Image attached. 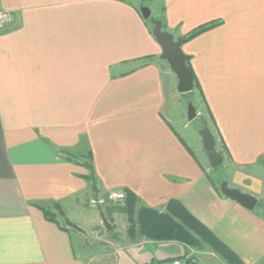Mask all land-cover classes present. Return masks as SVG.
<instances>
[{
  "label": "crops",
  "instance_id": "crops-1",
  "mask_svg": "<svg viewBox=\"0 0 264 264\" xmlns=\"http://www.w3.org/2000/svg\"><path fill=\"white\" fill-rule=\"evenodd\" d=\"M144 2L176 37L216 23L183 50L224 166L179 125L185 93L141 0H0L12 15L0 28V264H232L137 225L129 235L128 197H92V173L99 193L137 195L130 218L178 199L244 264H264V213L221 191L226 180L264 197V0ZM82 232L111 249L89 252Z\"/></svg>",
  "mask_w": 264,
  "mask_h": 264
},
{
  "label": "trees",
  "instance_id": "trees-1",
  "mask_svg": "<svg viewBox=\"0 0 264 264\" xmlns=\"http://www.w3.org/2000/svg\"><path fill=\"white\" fill-rule=\"evenodd\" d=\"M140 4H145L144 0H141ZM215 24L216 23L202 25L192 30L187 35L181 37H183L186 42L202 33L203 31L211 28ZM163 28L165 29L164 25ZM187 64L193 71L190 60L187 61ZM193 74L195 81L193 89L199 88V83L194 71ZM193 89L191 90V92L193 91ZM194 104L198 109L197 104ZM204 126H209V123L207 121H204ZM210 128L214 133L212 127ZM214 135L216 139V147L219 150L220 147L218 136L215 133ZM219 151L223 155V151ZM86 177L92 182L93 189L98 190L93 173ZM125 197H128V199L126 201V205L122 208V210L128 214L129 220H132L131 226L128 229L129 235H133L137 225V229L139 230V232L151 239L179 240L183 243L189 244L196 249L202 248L204 246H209L215 252L224 257L228 262L232 264H244V262L225 243H223L208 226L197 219L178 199L170 200L164 213L155 212V218H149L148 213L146 212L150 211L151 209L141 208L137 211V217L133 219V217H130L132 214H134L135 206L132 207V205H134L135 201L137 200V195L134 192L128 190L125 193ZM262 212L264 213L263 209Z\"/></svg>",
  "mask_w": 264,
  "mask_h": 264
},
{
  "label": "water",
  "instance_id": "water-1",
  "mask_svg": "<svg viewBox=\"0 0 264 264\" xmlns=\"http://www.w3.org/2000/svg\"><path fill=\"white\" fill-rule=\"evenodd\" d=\"M140 10L143 17L150 19L153 24V35L162 47L160 57L169 63L170 68L177 75L179 92H190L194 87L195 81L193 71L187 64L191 56L183 50L185 39L183 37H176L173 33L164 29L162 21L152 16L149 6L142 4ZM187 114L189 121L197 117V108L193 102H189ZM199 135L202 138L203 149L211 167L217 168L221 166L224 163V156L216 147L215 135L211 128L209 126L201 127ZM221 191L247 209L252 210L258 204V198L255 195L244 192L237 187L229 186L226 180L221 183ZM102 217L106 230L110 231L112 225L104 212L102 213Z\"/></svg>",
  "mask_w": 264,
  "mask_h": 264
},
{
  "label": "rangeland",
  "instance_id": "rangeland-1",
  "mask_svg": "<svg viewBox=\"0 0 264 264\" xmlns=\"http://www.w3.org/2000/svg\"><path fill=\"white\" fill-rule=\"evenodd\" d=\"M164 61H165L164 63L169 66V63L166 60H164ZM169 69H170V71H172L170 66H169ZM174 75H176V74H174ZM182 97L183 98L181 99V97L178 96L176 101H177V103L181 102L182 104H184L185 113H183L184 116L182 118L177 116V120L180 121L179 125L183 127L182 129H184L185 133L189 136L188 140L189 141H191V140L193 141L194 138H199L200 137V136H198V133H199L200 128L204 126V121H206V119H202L198 115V110H197V117L194 120H192V121H187L185 115H186V113L188 111L189 102H193V103H196L198 105V104H202L203 99L201 97V94H200V91H199L198 88L193 89V92H186L184 95H182ZM200 110L202 112H204V110L201 108V106H200ZM187 117H188V114H187ZM207 122L209 123L210 127H214L213 123L208 121V119H207ZM223 166L224 165L222 164L221 166L215 168V169H218L216 171H220L219 168L223 167ZM94 191L95 192L93 193L92 197H102L103 199H105L107 201H111L109 199V194H110L111 191L110 192H104L103 191V192H100V193H99L98 190H94ZM258 201H259V204L256 205V209H260V210L263 209L264 210V197H260ZM99 205H101L100 206V208H101L102 207V203H100ZM81 236L83 237V239L84 238L87 239V237L89 235L87 233H83ZM93 236H95V235H93ZM102 238H103V235H100V237L97 240H93L94 242L92 243V242H89L90 241V237H88V239L86 240L87 244H85L86 249L89 250V252L94 253V254H99L100 251H106V249L110 250L111 247H112L111 243L102 240ZM112 258H113V256L110 254V255L107 256V258H105L106 261L104 262L102 260L101 256H100V259L95 261V262L93 261L92 264H107L108 261H109V263L112 261Z\"/></svg>",
  "mask_w": 264,
  "mask_h": 264
},
{
  "label": "built area",
  "instance_id": "built-area-1",
  "mask_svg": "<svg viewBox=\"0 0 264 264\" xmlns=\"http://www.w3.org/2000/svg\"><path fill=\"white\" fill-rule=\"evenodd\" d=\"M12 15L10 12L5 10H0V28L4 27V25L10 21ZM125 198V193L122 191L113 190L109 194V199L113 201H120ZM163 264H187L186 260L175 258L172 260L165 261Z\"/></svg>",
  "mask_w": 264,
  "mask_h": 264
}]
</instances>
